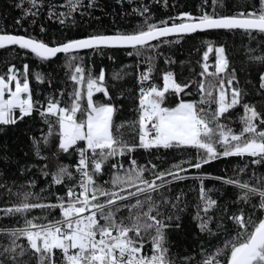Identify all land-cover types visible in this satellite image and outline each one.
Segmentation results:
<instances>
[{
	"label": "trees",
	"instance_id": "obj_1",
	"mask_svg": "<svg viewBox=\"0 0 264 264\" xmlns=\"http://www.w3.org/2000/svg\"><path fill=\"white\" fill-rule=\"evenodd\" d=\"M145 8L147 11H144ZM259 8V0H81L76 11L70 12L68 0H37L36 7L29 0H0V34L24 36L48 46H57L94 35L130 34L146 30L149 24L162 26L161 21H166L168 25L179 24L186 15L193 18L204 14L215 17L234 16ZM60 13L68 15L61 16ZM60 20L64 22L60 23ZM166 40L172 42H165ZM151 45L155 47L141 49L139 54L135 49H92L68 55L59 54L47 61L13 45L0 49V76L6 78L9 67H15L18 77L23 80V69L28 65L29 87L33 100L37 102L35 108L39 109L46 106L49 99L60 101L62 106L70 105L71 94L76 88L70 78L74 65H80L86 74L91 72L93 76H98L103 69L105 87L110 98L106 99L103 93H96L93 99L97 103L111 104L116 109L114 124L123 127H119V131L114 128V134L129 145H138L137 121L142 87L139 77L149 67L152 68L151 76L143 86L151 84L162 88L163 75L167 72L173 74L177 83L188 85L179 95L171 92L166 94L163 106L174 107L181 101H189L209 111L216 108L215 104H199L201 80H216L212 76H201L203 56L211 45L213 49H225L229 67L223 76L228 78L234 74V86L244 93L241 105L225 113L220 122L239 133L243 126V104H248L264 114V89L260 87L264 62L254 59L264 56V34L252 32L249 35L240 30L207 31L161 39ZM72 56L77 59L72 61ZM215 59V52H210L207 61L209 72L215 71ZM37 73L43 77L42 82L36 80ZM213 95H216L215 91ZM82 104L86 107V99ZM78 117L82 118V114L78 113ZM48 119L53 122L51 136H48L49 125L38 111L18 120L16 124L0 125V250L10 245L8 231L24 227L25 219L36 217L37 222L46 223L48 220L60 218L59 209H33L23 215H6L3 209L20 204L26 192L35 194L29 197L30 203H57V198H65L68 187L75 186L79 180V173L72 168L77 152L70 150L69 154L58 149V125L55 124V118ZM256 123L258 128L264 129L259 121ZM45 136H48L47 143H44ZM216 147L218 151H223L219 144ZM204 155L192 148L145 150L137 147L131 153L106 161L102 174L97 175L96 180L110 188L111 184H105V181H110L117 171L124 175L133 159L139 166L148 169L144 173L145 177L153 179V165H156V171H163L181 161L194 163L198 156ZM117 158L119 162L116 161ZM251 161L252 158L248 156H221L204 164L200 169L189 168L188 164H183L182 167L189 169L181 173L186 179L173 181L159 192L151 194L158 206V218L164 224L170 225L164 229V233L167 258L171 264H200L206 254L222 247L226 238L234 237L241 231L229 219L230 216L243 213L247 217L255 212L253 219L258 221L264 217V212L253 208V205L259 203L258 196H252L245 202L240 199L242 189L219 180L264 186V179H261L264 178V163L253 164ZM115 163L123 165V168H113ZM60 166H67L73 173V179H66L63 184L55 185L52 183L51 173L57 172ZM46 172L49 175H44ZM202 186L205 189V199H201ZM206 199L216 201L207 213L203 211ZM133 202L134 200L120 203ZM152 214L156 215L155 212ZM117 216L127 217L128 212L123 209ZM202 220L208 222L205 231L200 227ZM142 235L143 254L150 255L155 230ZM17 244L26 245L27 242L20 239ZM59 256L57 253L58 264ZM22 259L27 260L28 257ZM0 260L4 264H11L4 257H0ZM31 264H36L34 258Z\"/></svg>",
	"mask_w": 264,
	"mask_h": 264
},
{
	"label": "snow or ice",
	"instance_id": "obj_2",
	"mask_svg": "<svg viewBox=\"0 0 264 264\" xmlns=\"http://www.w3.org/2000/svg\"><path fill=\"white\" fill-rule=\"evenodd\" d=\"M29 2L33 7L37 6V0ZM80 3L81 0H68L70 12L76 11ZM259 3V9L240 12L234 16L215 17L204 14L193 18L186 15L181 18L182 22L179 24L172 23L169 26L166 21H161L162 26L149 24L146 30L130 34L94 35L54 47L24 36L3 34L0 35V49L16 45L40 60L47 61L58 53L68 55L84 49L132 48L139 54L141 49L155 47L150 44L152 41L171 36L179 38L207 29H239L249 35L252 32L264 34V0H259ZM63 22L60 20V23ZM213 51L216 57L215 71L209 72L208 55ZM76 59L75 56L71 57L72 61ZM254 59L264 62V56ZM203 60L201 76H212L216 80H201L199 104H215L216 108L211 111L198 107L196 103L183 101L175 107L163 106L166 94L171 92L179 95L188 85L177 83L173 74L167 72L163 75L162 88L151 84L143 86L149 81L152 68L149 67L146 72L141 73L138 145H129L114 134V128L119 131V127H123L114 124L116 109L111 104L97 103L93 99L96 93H103L106 99L110 98L105 87L106 77L103 69L98 76H93L91 72L86 74L80 65H74L70 78L76 88L71 94L70 105L62 106L60 101L49 99L46 106L36 109L37 102L33 100L29 87L28 65L24 66L23 80L18 77L15 67H9L6 78L0 76V125L16 124L18 120L38 111L49 125L48 136H51L53 122L48 118H55L59 129L56 133L58 149L64 153L70 154L71 150L79 154L76 165L79 180L75 186L68 187L66 199L58 197L57 203H30L29 197L35 194L26 192L20 204L3 209L6 215H23L33 209H59L60 218L48 220L46 223L37 222L36 217L25 219L24 227L8 231L11 242L0 250V257L10 260L11 264H31L33 258L36 264H58L57 253L60 254V264H171L167 258L168 249L165 247L164 233V229L170 225L164 224L158 218V206L151 194L159 192L173 181L186 179L181 173L189 169L182 167L183 164H188L189 168L200 169L204 164L221 156H248L252 158L253 164L264 163V129L258 128L256 123L259 121L260 125L264 126V114L248 104H243V126L239 133L221 123V117L225 113L241 105L244 93L234 86V74L228 78L223 76L229 67L223 47L213 49L209 45ZM35 78L40 82L43 80L39 73ZM260 87L264 89V73L260 76ZM85 99L86 107L82 104ZM78 113L82 114V118L78 117ZM48 136L44 137V143L48 142ZM217 144L222 146V152L217 150ZM137 147L145 150L192 148L205 155L198 156L194 163L181 161L163 171H156V165H153V179L146 178L144 173L148 169L139 166L133 159L124 175L117 171L110 181H105V184H111L110 188L97 183L96 176L102 174L106 161L131 153ZM39 151L37 146V154ZM112 167L119 170L123 165L113 164ZM51 177L53 184L61 185L66 179H73V173L67 166H60L57 172L51 173ZM225 183L235 184L242 189L240 199L245 202L252 196H258L259 203L253 205V208L264 212V186L256 187L247 182L233 180H226ZM32 186L34 187V184ZM200 192L201 199H205L203 186ZM132 200L133 203H120ZM215 204V200L206 199L203 211L207 213ZM123 209L127 210L128 216L118 217L117 213ZM153 212L156 215H153ZM254 215L255 212L247 217L243 213L230 216L229 219L241 231L234 237L226 238L222 247L206 254L200 264H264V217L257 221L253 219ZM200 227L202 231L207 230V220H202ZM153 229L155 235L151 241V254L145 255L142 234ZM20 239L26 240L27 244H17ZM24 257L28 259H22ZM0 264H4L3 260H0Z\"/></svg>",
	"mask_w": 264,
	"mask_h": 264
},
{
	"label": "water",
	"instance_id": "obj_3",
	"mask_svg": "<svg viewBox=\"0 0 264 264\" xmlns=\"http://www.w3.org/2000/svg\"><path fill=\"white\" fill-rule=\"evenodd\" d=\"M219 30H225V29H207V30H204V31H197V32L219 31ZM237 30H239V29H237ZM226 31H229V30H226ZM240 31H242V30H240ZM197 32H195V33H197ZM192 34H194V33H192ZM0 35H3V34H0ZM8 35H10V34H8ZM108 35H116V34H108ZM187 35H191V34H187ZM183 36H185V35H183ZM171 37H176V36H171ZM171 37H167V38H171ZM25 38H27V37H25ZM86 38H88V37H86ZM82 39H85V38H82ZM161 39H166V38H161ZM156 41H158V40H156ZM153 42H155V41L150 42V44L153 43ZM11 46H13V45H9V46H6V47H11ZM50 47H54V46H50ZM101 49H106V48H101ZM108 49H114V48H108ZM115 49H132V48H115ZM88 50H92V49H84V50H80L78 52L88 51ZM78 52H75V53H78ZM59 54H64V53H58L57 55H59Z\"/></svg>",
	"mask_w": 264,
	"mask_h": 264
},
{
	"label": "bare ground",
	"instance_id": "obj_4",
	"mask_svg": "<svg viewBox=\"0 0 264 264\" xmlns=\"http://www.w3.org/2000/svg\"><path fill=\"white\" fill-rule=\"evenodd\" d=\"M77 163H78V161H77V158H75V162L73 163V165H72V168L75 170V168H74V166L76 167V165H77ZM190 177V176H189ZM220 181H222V182H225L226 180H223V179H219ZM229 184V183H228ZM232 185H235V184H232ZM12 230V229H11ZM10 231V230H9Z\"/></svg>",
	"mask_w": 264,
	"mask_h": 264
},
{
	"label": "built area",
	"instance_id": "obj_5",
	"mask_svg": "<svg viewBox=\"0 0 264 264\" xmlns=\"http://www.w3.org/2000/svg\"><path fill=\"white\" fill-rule=\"evenodd\" d=\"M76 158H77V161H78V160H79V154H78V152L76 153ZM116 161L119 162L118 160H116ZM117 162H116V163H117ZM116 163H115V164H116ZM119 165H120V164H119ZM74 168H75V170H76V167H75V166H74ZM65 199H66V197H65Z\"/></svg>",
	"mask_w": 264,
	"mask_h": 264
},
{
	"label": "rangeland",
	"instance_id": "obj_6",
	"mask_svg": "<svg viewBox=\"0 0 264 264\" xmlns=\"http://www.w3.org/2000/svg\"><path fill=\"white\" fill-rule=\"evenodd\" d=\"M13 89H14V84L12 85ZM183 102H189V101H183ZM180 103V102H179ZM175 107V106H174Z\"/></svg>",
	"mask_w": 264,
	"mask_h": 264
}]
</instances>
